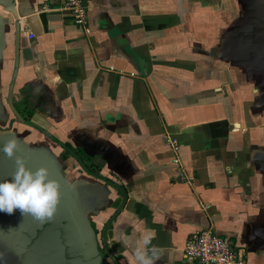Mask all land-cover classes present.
<instances>
[{"label": "crops", "instance_id": "crops-1", "mask_svg": "<svg viewBox=\"0 0 264 264\" xmlns=\"http://www.w3.org/2000/svg\"><path fill=\"white\" fill-rule=\"evenodd\" d=\"M82 1L0 0V180L15 136L61 184L51 221L0 212V264H130L145 231L187 264L202 228L264 264V0Z\"/></svg>", "mask_w": 264, "mask_h": 264}, {"label": "clouds", "instance_id": "clouds-1", "mask_svg": "<svg viewBox=\"0 0 264 264\" xmlns=\"http://www.w3.org/2000/svg\"><path fill=\"white\" fill-rule=\"evenodd\" d=\"M21 141L13 136L3 145L2 151L9 159L15 158V171L11 179L0 180V212L9 215L19 210L23 216L31 215L44 223L55 218L61 200V184L53 178L47 165L35 169L28 166L23 156H17ZM154 233L145 231L135 240L125 238L123 243L132 246L125 256L130 264H156L160 250L149 247ZM3 254L0 253V258Z\"/></svg>", "mask_w": 264, "mask_h": 264}, {"label": "built area", "instance_id": "built-area-1", "mask_svg": "<svg viewBox=\"0 0 264 264\" xmlns=\"http://www.w3.org/2000/svg\"><path fill=\"white\" fill-rule=\"evenodd\" d=\"M61 9L68 11L72 15L74 23L78 25L84 24L87 16V7L82 0H63ZM27 36L32 38L34 34L31 32ZM163 139L165 145L174 153L172 163L175 166L178 179L185 182L192 180L193 176L183 172L178 157L180 147L178 139L169 133H165ZM183 257L187 264H241L236 250L230 243L210 228H202L189 235L183 248Z\"/></svg>", "mask_w": 264, "mask_h": 264}]
</instances>
